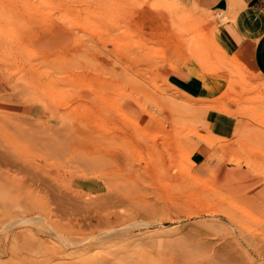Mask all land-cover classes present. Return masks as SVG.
<instances>
[{"label": "rangeland", "instance_id": "rangeland-1", "mask_svg": "<svg viewBox=\"0 0 264 264\" xmlns=\"http://www.w3.org/2000/svg\"><path fill=\"white\" fill-rule=\"evenodd\" d=\"M226 17L0 0V264H264V87L214 39ZM181 69L220 94L177 87ZM208 109L239 118L230 138Z\"/></svg>", "mask_w": 264, "mask_h": 264}, {"label": "crops", "instance_id": "crops-1", "mask_svg": "<svg viewBox=\"0 0 264 264\" xmlns=\"http://www.w3.org/2000/svg\"><path fill=\"white\" fill-rule=\"evenodd\" d=\"M178 5L195 6L204 10L225 11L227 17L217 19L213 27V37L230 56V59L249 73L256 76L264 87V0H176ZM229 6V7H228ZM183 75L170 74V82L194 97L216 98L221 92L219 86L213 84V90L203 89L200 79L194 78L181 69ZM242 72L241 70L239 71ZM244 75V74H243ZM246 76V74H245ZM205 116L209 129L215 135L230 138L238 125V119L222 111L208 109L201 111ZM205 133V130L200 132ZM193 137L181 140L188 141ZM196 143L189 151V158L194 164L206 161L213 150L209 144L199 136H195Z\"/></svg>", "mask_w": 264, "mask_h": 264}, {"label": "bare ground", "instance_id": "bare-ground-1", "mask_svg": "<svg viewBox=\"0 0 264 264\" xmlns=\"http://www.w3.org/2000/svg\"><path fill=\"white\" fill-rule=\"evenodd\" d=\"M185 16H186V18L190 16V17H189L190 20L192 19L193 21L199 19V18L196 17V16H192V14H191L190 12H189V13L187 12V13L185 14ZM184 18H185V17H184ZM190 20H189V23L191 22ZM194 61H195V60H194ZM196 61H197V60H196ZM198 61H199V60H198ZM106 232H108V231H106Z\"/></svg>", "mask_w": 264, "mask_h": 264}]
</instances>
